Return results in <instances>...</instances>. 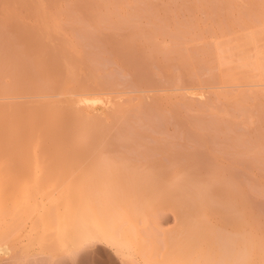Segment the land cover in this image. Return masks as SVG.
<instances>
[{"label":"rangeland","instance_id":"rangeland-1","mask_svg":"<svg viewBox=\"0 0 264 264\" xmlns=\"http://www.w3.org/2000/svg\"><path fill=\"white\" fill-rule=\"evenodd\" d=\"M241 28L245 31V36L250 35L249 33L253 31L255 34L256 31L259 36L256 34L254 36L253 33L251 36L257 43L258 41L260 44L264 42V0H231V3L229 0H0V46L2 49H7L4 54V51L0 49L3 51L0 55V76L5 75L2 76L3 79H0V158L9 159L6 168L15 167L16 164L11 159V154L5 151L7 146H5L7 142L5 139H8V134L16 133L18 129H21L18 130V133L22 132L21 135L19 134V138L20 136L21 138L18 140L22 142L21 139L26 138L25 133L29 132H25L28 128L30 129L31 125L29 124L35 123L30 122V116L26 120L27 117L22 115L26 116L27 110L32 109L31 116L32 113L36 116L37 112L43 117L39 112H44L47 107H51L53 111L50 121H56L54 122L56 125L53 124L56 127L52 131V123L49 127V120L47 123L46 120L43 122L45 126L42 128L43 136L45 137V132L48 135L43 137L44 140L41 139L43 140V149L45 146L47 147L46 151L44 150L46 153L42 152V155L47 159V165L46 163L45 165L48 169H51L52 172L55 171L54 173L62 180L73 174L74 170L72 169L76 167V164L80 169H84L83 166L87 165L88 161H93L92 155L97 157L96 164L104 162L106 159H113L118 155H127L126 159H123L122 156V160H120L121 156H118V161L113 159V162L114 160L123 162L133 158L134 162L126 163L129 164V167L132 166L131 170L134 164L136 169L134 168L132 171L137 170L136 172H138L144 169L142 172L150 176L149 179L152 176L156 178H152L154 185L152 182V186L147 184L152 192L156 188L158 192L159 188L164 187V180H167L168 176L174 175L175 180L182 185L180 187L176 182L174 183L176 186H173L176 193H180L179 196H182V190L185 191V188L193 186L192 184L196 185L193 186L194 188H198L200 184L199 189L204 194L208 191L207 195H213L212 199L214 197V200L219 197L220 200H218L221 202L224 198L226 203L224 200L222 202L224 204L231 203L229 207H235L233 204L237 205V203L233 201H238L241 196L242 203L240 202V204L244 209L241 213L238 212V216L242 217L243 211L246 213L245 220L243 218L239 220L245 225L240 223L239 226L243 227L224 228L227 230L223 229L226 234L221 230L222 237L243 233L250 240L253 239V242L257 241L258 243L259 240L263 245L264 76L261 73L263 78L255 77L254 79L253 72L245 69L247 65L244 66V69L241 67L243 72L241 70L242 74H240L239 66L235 65L240 63L239 50L235 51L236 49L232 48L235 52L233 53L231 47L234 46L232 44L243 41V39H239L241 36L245 37L240 35L244 33ZM251 28L255 30L252 31ZM40 37L45 39L41 40ZM37 38L39 44H43L42 46L47 49L38 45ZM43 42H46V45ZM48 42H50L49 45ZM217 45L220 48L219 51L218 48L215 49ZM12 46L15 50L18 48V52H20L19 50L25 52L23 55L20 52L19 55L12 49V53L9 50ZM261 46L259 47L264 51V45ZM221 47H224L226 52ZM225 47L228 50L230 48L229 52ZM38 48V53L41 52L37 53L39 56L42 57L41 54H45L42 59L46 54L49 57L46 61L45 58L42 61L48 62L47 60L51 58L49 60L51 62L48 63H51L52 66H56L53 65L54 61L55 64L60 63L56 67H52L55 71H52V68L48 71L49 74L51 71L56 74L55 77L51 76L52 79L43 74L49 70L48 67L45 69L42 66L44 68V70L41 69L44 71L42 72L34 66L38 68L34 69V73H39V71L41 73L36 75H39V78L35 77L32 80H35L36 83L49 81L48 87L50 89L53 87L51 93L48 87L46 88L48 90L41 92L42 94L38 92L40 89L38 91L34 89L35 92L18 90H14L16 91L14 92L10 88L11 91H9V86L12 87L15 81L21 83L22 79L13 77L10 79L11 75L7 74L6 70L8 68L6 60L11 61L13 57L10 59V55L13 56L14 53L18 54V58L26 60L27 53L31 52L30 54L33 55V52L35 54ZM217 51L218 53H216ZM37 54L34 56H38ZM222 54H225L227 59ZM24 55L25 57L22 58ZM219 55L220 57H216ZM15 57L16 55L13 59ZM56 58L58 60H55ZM217 58H220V61ZM30 59L32 57H29L28 60ZM235 59L236 61H234ZM262 59L264 58L262 57ZM37 61L39 59H36ZM218 61L224 62L222 66L221 63L219 66L225 73L233 71L232 68L238 69L233 74L239 78L232 79L231 73H227L232 80H228L229 76L227 75L225 77L227 79H224L225 73L221 74L223 72H221V67H217ZM34 62L32 59V65L35 64ZM227 62H229L227 64L229 68L226 65ZM232 63H234V67L230 66ZM263 65L264 63L262 66L260 65L262 69L259 68V71L263 70L262 72H264ZM250 67V65L247 66L248 69ZM255 68L257 70L255 72L260 74L256 66ZM219 74L223 76L221 79ZM41 75L47 79H42ZM89 78H94V81L92 79L89 81ZM95 79L98 83L95 82ZM13 80L15 81L13 82ZM91 84L95 87L99 84V88L94 89L92 86L94 90L90 91ZM61 85L63 90L60 89ZM75 85L79 89L80 87L84 88L83 91L87 95L97 98L96 102L90 106L91 108L87 105L73 104L75 105L74 109L72 105L71 109L67 108L62 113L61 104L57 100L62 94L63 96L67 95L70 89L75 90ZM85 86L89 87V90ZM3 87L7 88L6 91L4 90L5 92L2 90ZM65 88H68L67 91ZM79 91L76 89L71 95L76 97L86 94L83 91L79 93ZM70 93L73 92L70 90ZM47 101H50L49 106L46 105ZM56 108L61 113H58ZM19 110L20 112H18ZM81 110L84 112L83 116ZM16 112L20 114L17 116ZM77 114L78 116L74 117ZM20 116L24 117L23 121L26 123L22 121V126L10 129L17 126V122H15L17 119L22 120ZM97 120L100 121L97 126L102 123L98 126L101 127L100 129L95 125ZM89 125L91 129H89ZM46 126L48 129L50 128L51 133L47 131ZM89 130H91L92 136H90ZM90 158L92 160H89ZM134 159L140 160L143 164L139 163L138 167L144 166V168L136 167L138 161ZM144 160L150 165H156L152 167L155 172L151 166H148L149 163H144ZM172 163L178 164L173 165L172 168ZM180 163L182 168L185 164L188 166H184L183 170L180 168ZM103 164H98V166L101 165L100 168L97 165L95 167L87 165L86 172L89 175L86 184L93 182L94 186L100 185L101 171L110 165L109 163L106 164L107 166ZM70 165L71 167L74 165L72 169ZM77 167L76 169L79 168ZM174 168L176 171L172 174L170 169L175 170ZM189 168L192 170L190 171ZM149 171L152 174H148ZM178 177L180 178L178 179ZM184 179L185 182H181ZM204 184L207 185L205 189L203 188L206 187ZM183 185H185L184 188H182ZM233 186L234 188L236 186L235 191L234 188L229 189ZM188 189L190 190V188ZM224 189H226L225 192L230 193L227 199ZM168 190L164 191L162 188V191L167 194L163 193L159 197L163 196L165 200L169 198V196L165 197L169 195ZM220 190L226 195L225 197L220 196V193L222 194ZM157 192H155L156 195L162 194ZM171 192L173 196L175 191L171 190ZM182 197L181 200H183ZM176 198L171 197L166 201H163L162 197L155 199L156 203L153 209L156 207V210H151L153 211L151 214L154 217L153 220L159 224V227L157 225L159 230H156L158 232L154 233L158 238L163 237L165 233V235H170V232L176 234L171 227L176 228L177 224L175 223H179V214L174 215L173 209L167 206L171 199H174L175 202H172L173 204L170 202V206L173 207L174 203L177 204L178 199ZM187 199L185 202L178 201L186 203ZM45 203L48 202L45 200ZM182 203H179L180 206H185ZM237 206L235 208H239L240 205ZM82 208L85 212H89L91 209L86 204ZM87 212L86 214H88ZM35 215L32 214L30 217L37 218ZM176 215L178 219L175 221ZM223 215V213H218L211 222L219 224ZM68 222L64 217H54L53 220L47 217L36 222L35 226L27 224V226H15L11 231L0 230V264H144L138 255L130 259L121 250L103 242L94 235L82 243L71 245L72 249H69L71 252L68 253L65 246H61L59 237L56 235L58 228L62 230V228L71 226V220ZM86 226L92 230V233L96 228L92 220ZM168 228H171L172 231ZM240 228H244V230ZM162 229L165 230L163 236L160 232ZM187 231L182 233L188 238L193 231ZM186 232L189 233L186 234L187 236L184 234ZM158 233L161 234V237L157 236ZM194 240L189 241L188 239L186 242L183 241L184 244L181 243L182 245L177 251L181 252L183 258L179 264H227L223 254L226 248L222 245L224 243L215 245L202 242L197 244V241ZM262 251L264 252V248ZM259 256L255 257L260 259ZM258 259L254 263L258 264ZM263 263L261 262V264Z\"/></svg>","mask_w":264,"mask_h":264},{"label":"bare ground","instance_id":"bare-ground-1","mask_svg":"<svg viewBox=\"0 0 264 264\" xmlns=\"http://www.w3.org/2000/svg\"><path fill=\"white\" fill-rule=\"evenodd\" d=\"M229 2L231 3V0H229ZM251 29L253 31L256 28L255 29L251 28ZM261 30H263V29H261ZM241 31H243L242 28H241ZM259 31H260V29H259ZM243 32L244 33H242L240 35L245 36V31H243ZM247 33L248 32L246 31V34ZM251 33H253L252 35H254V36H255V34H256V36H259L256 33V31H255V34L253 31V32L249 33L250 35L247 34V36H245L244 38L241 36V38H239V39L240 40L243 39V41L241 40V43L239 42L240 44L236 41L237 42L236 44H232L234 46L231 47V45H229V44L228 45H229V47H231V50L233 53H235V52L233 51L232 48H235L236 49V50L234 49L235 51H237V49L239 50V56L240 57H238V59L240 58V60H239L240 63L238 62L239 64H237V63L235 64V65L239 66V70H240L239 72H241V70L243 72V69L245 68L244 66L250 65L252 67V68L250 67L251 69L250 68L248 69L247 66L245 69L250 70V72L252 71L253 77L255 79V77L261 78L262 74L264 76V72H262L263 70L259 71V68L262 69L261 66L264 63V62H262V60H264V59H262V57L264 58V51L261 48L262 47L261 45H264V42L260 41L261 42V44H260L258 41V43L260 44L259 45L257 43V41L255 40V38L253 36H251ZM43 38L44 37H42L41 40L45 39V38L44 39ZM48 40L52 43V41L49 38H48ZM259 40H260V38H259ZM46 42L45 43L43 42L44 45H46ZM50 42H48V45ZM230 42H232V41H230ZM230 42H228V43H230ZM38 45L39 46L43 45L41 43L39 44V39H38ZM221 45H223V44H221ZM258 45L261 47H259ZM235 46H237V47H235ZM42 47H44V46H42ZM226 47H228L227 44H226ZM7 48H10V47H7ZM44 48L47 49L46 47H44ZM216 48H218V45H217V47H215V49ZM0 49H2L1 46H0ZM12 49H13V52L18 53V54L20 52H22L21 55H23V53L25 52L24 50L23 51L19 50L20 52H18L17 51L18 48H16V50H15V48H13V46L9 50L12 52ZM221 49L225 50L224 47H221ZM2 50L4 52L0 50L1 51L0 55H2V52L4 54L7 51V49H2ZM38 50H39V48L37 49V52H35V54L33 52V55L30 54L31 52L29 53L27 51L30 55H32V56H30L27 53V55L29 57H32L33 62H34L35 58L37 60L39 59V61H40V62L39 61L36 62V59H35V62H34L35 64H33V65H32V59L28 60L29 57L27 58L26 53H25L26 57H25V55L22 57V58L25 57L26 60L18 58L17 57L18 54H15V53L13 56L10 55V59H11V57L14 58V56L16 55V57H15V59L17 58L16 60L12 58L11 61H7L5 59L6 64H7L6 67H8L6 69L7 74L9 73V75H11L10 79H12V77L15 79H22L21 83L13 80V82L15 81V83L12 84L13 85L12 87L9 86V91H11V90L17 91L18 90V91H22V92H24V91L25 92L26 91L35 92L34 89H37L36 91H38L40 89L41 91L39 90L38 92L41 93V92H44L45 90L50 89L48 87L49 81L47 82V80H46L47 78H45V76L43 77L42 75L46 74V77L47 76L53 77V75H54V77H55L56 74H53V72H52L53 70L55 71V69H53V68L56 67L60 63L55 64L54 63L55 61L53 60L54 61L53 65H56V66H52L51 63L50 64L48 63V62H51V61H49L51 58L49 60H47L48 62L42 61L44 58H45L44 60L46 61L48 54H46V56L42 59V57L45 54L44 55L41 54L42 57L39 56L38 54H40L41 52L38 53L39 52ZM42 50H43V48H42ZM219 50H220V48H218V51ZM229 50H230V48H229ZM229 50H228V52H229ZM218 51L216 53H218ZM45 52H46V50H45ZM225 52H226V50H225ZM231 53H230V55H231ZM36 54L38 56H34ZM227 54H229V53H227ZM59 55H61V54L59 53ZM223 55H225V54H222V56ZM236 55H238L237 52H236ZM236 55H234V56L236 57ZM37 57H39V58H37ZM54 57H55V55H54ZM216 57H220V55L216 56ZM227 57H228V55H227ZM232 57H231V59H232ZM7 58H8V56H7ZM60 58H62V57L60 56ZM224 58H226V55ZM222 59H223V57H222ZM231 59H230V61H231ZM55 60H58V59L56 58ZM260 60H261V62H260ZM234 61H236V59ZM258 62H260V64H258ZM220 63H221V66H222V63L224 64V62H219L218 66H217L218 68L221 67V66H219ZM228 63L229 62H227L226 65ZM50 65H51V67H50ZM231 65H233V67L235 66L234 63L230 64V66ZM34 66L38 67L39 70H41V69L44 70L45 67H48L47 69H49V70H46L45 72L41 70L42 72H44L41 75V77H43L42 79L45 78L46 81L45 80H44L45 82L41 81L40 82L41 84L37 82L39 85L36 83L35 80H32V78H35V77L39 78V75L38 76H36V75L41 73V71L38 70L39 73L35 72L36 73L35 74L34 69L37 70L38 68H35ZM228 66L229 65H227V67ZM255 66L257 67L260 74L256 73L257 70H256V68L254 69ZM0 67H1V65H0ZM241 67H243V69ZM3 68H5V67H3ZM51 68H52V71H51V74H49L48 71H50ZM228 68H227V70H228ZM253 69H254V71H253ZM227 70H225V71L227 72ZM232 70L233 71L229 72V73H231L230 76L232 77V79L233 78H235V79L239 78V77H235L234 76L235 74H233V72L234 71L237 72L238 69L235 70V68H232ZM221 72H223V68H222ZM242 72L240 74H242ZM224 73L225 72H223L221 74H224ZM227 73H225L223 75L224 77L219 74L220 75L219 78L221 79L223 77L224 79H227V78H225ZM1 74H2V72H1ZM232 74H233V76H232ZM3 75L4 74H2V76ZM236 75L238 76V73H236ZM2 76H0V79L4 78ZM227 76H229V75H227ZM230 76L228 77L229 78L228 80H232V79H230L231 78ZM52 77H51V79H52ZM241 77H243V76H241ZM248 78H249V76H248ZM91 79L93 80L94 78H91ZM91 79L89 78V81H91ZM31 81H33L35 83H33ZM95 82H97L96 79H95ZM75 83L78 86L77 82H75ZM92 83H94V82H92ZM60 84H58V85L60 86ZM62 84H64V83H62ZM71 85H73V84H71ZM76 85H75V87H76ZM89 85H90V82H89ZM59 86H56V87L59 88ZM79 86H81V85H79ZM92 86H94V85L91 84V90L90 91L94 90L95 88H99L98 87L99 84L96 85L97 87L94 86V89L92 88ZM47 87H48V89H46ZM10 88H11V90H10ZM52 88L53 87H51V89ZM63 88H64V85H63ZM81 88L82 87H80V89H79V87H76L74 89L75 90L77 89V91L80 90L79 91V93H80L81 91L84 90V88H82V90H81ZM85 88L87 90H89L88 89L89 87L85 86ZM6 89H5V87L2 88L3 91L4 90L6 91ZM51 89L49 90V92L51 91ZM60 89H62V85H61ZM67 89L65 91H67ZM70 90L73 93L69 94ZM70 90L68 91V93L66 92L67 95H64V96H63L62 92H59L62 94V96H60V98H58L59 100H57V101L61 104L60 110L62 111V113H63V111H66L67 108L71 109V106L73 104L82 105V106L87 105L88 107H90V106H92V104H94V102H96L97 98L91 97L90 95H87V93L85 91H83V92H85L86 94L73 97V95H71V94H74L75 90H72V89H70ZM16 91H14V92H16ZM7 93H9V92L7 91ZM92 95H94V94H92ZM97 101H99V100H97ZM46 103H47L46 104L47 106L50 105V101H47ZM75 105L72 106L73 109H74ZM46 109L44 112H39L43 115V117L38 115L37 112H36V116L33 115V113L31 116L30 113L32 112V109H29V111L27 110L26 116L21 114L22 116L27 117L26 120H28V116H30L31 117V118L29 117L30 122L31 121L35 122L34 124L28 123L31 126H30V129L28 128L27 131L25 130V132H28V131L29 132L25 133L26 138L24 137L25 138L24 140L21 139L23 143L21 141L19 142V140H18L19 134L21 135V133H22V132L18 133V130H21V129H18L17 132L15 131L16 133H12V134L10 133V131H11L10 130L9 131L10 134H8V136H7L8 139H5V142L7 141L6 143H8V144L5 143V146L7 145L5 147V151H7L11 154V156H12L11 159L16 164L14 166L15 167L17 166V167L16 168L12 167L11 169L6 168V163L8 162L9 159L8 158H0V230H2L3 232H4V230L5 231H11L12 228L15 226H27V224L29 226H35L36 222L41 221V219L43 220L44 218H47V217L52 219V220L54 219V217H57V218L64 217L67 222H68V220H71L72 224H71V226H69V228L65 227L64 229L62 228V230H61V228H58L56 235H57V237H59L58 238L59 243H61V246H65V250L68 251V253L71 252V250L69 251V249H72L71 245H76V244L82 243L94 235L95 237H98L103 242L108 243L109 245L115 246V248H117L118 250H121V252L126 257H129L130 259L133 256L138 255V257L142 260V262L144 264H179L180 260H182V258H183L181 252L177 251V250H179L180 245L184 244V242H186L188 239H189V241L191 239L192 240L195 239L197 241V244H200L202 242L208 243V244H215V245L224 243L222 245H224L226 248L224 249L223 254L225 256V260H226L227 264H257V263H254L255 260L258 259L255 256H259V255H260L259 256L260 259H258L259 263L261 264V262H264V257H263L264 252L262 251V249L264 248L263 247L264 241H263V245H262V242L260 244L258 238H257L258 243H257V241L253 242L252 238H251L252 240H250L249 238H247L246 235H243V233H240L242 235H240L238 233L239 235H236V234H235V236L234 235L233 236L224 235V237H222V234L225 232L224 230H227L224 228H228V227L232 228L233 227L232 229H234V228L240 227L241 225H245L242 223V221L239 222V220L241 218L244 219L246 213H244V211H243L244 217H243V215H242V217L238 216L239 215L238 212L241 213L242 210L244 209V208H242V204H240V202H241L240 199L242 198L241 196L239 199L237 198L238 201H235V200L233 201L234 203L236 202L237 205L239 204L241 206V207L239 206L240 209L235 208L237 206L236 204H233L235 207H229V204L231 205V203L224 204L222 202L224 200V198L221 202L219 201L220 200L219 197H217V200H214V197L212 199L213 195L212 196L209 194L207 195L208 191L204 190V191H206V193L204 194V192L199 189V186H201L200 184L198 185V188H194L196 185L192 184L194 186V187L191 186L193 188V190L194 189L195 190L197 189V190L193 191V190H191L192 189L191 187H186L187 189L185 188V191L182 190L181 191L182 196H184L186 199L188 198L187 199L188 201L186 203H182L180 201L185 202L186 199L180 195L183 198V200H181V197L179 196L180 193L179 194H178V192L176 193L175 188H173L174 185L176 186V184H174V183H176L178 181L175 180L174 175H172V177L168 176V179L164 180L165 184H163V186L164 187L166 186V187L165 188L162 187L164 191L169 189L167 191L169 193V195H167L165 197L169 196V198L174 197V199H175L178 196L176 199H178L180 201L177 200L176 201L177 204L174 203L173 207H172V205L170 206L169 204H171L172 202H175V201H173L174 199L173 200L171 199L172 201L170 200L171 203L169 201H167V202H169V204L167 202H165V203L168 204L167 206H169L170 209L171 208L173 209L174 215L177 213L179 214V217H178L179 219L177 218V215L175 218V221L178 219L179 223H177V222L175 223V224H177L176 228L174 226H173L174 228L171 227L172 229L175 230L176 234H173L172 232H170L171 233L170 235H165L166 234L165 233L163 236V233L165 230L162 229V231H160V232H161L163 237H161L160 236L161 234L158 233L157 236L161 237V238H158V237H156L155 234L158 232V231L156 232V230L157 229L159 230V228H158L159 224L156 223L155 220H153L154 217L151 214V212H153V211H151V210H154V209L156 210V207L153 209L154 204L156 203L155 199H157V198L160 199L161 197L163 199L164 197L163 196L159 197V195H163V193L166 195L167 193L162 191V188L160 189L158 186H157L159 188L158 192H160L162 194H159L157 192V190H158L157 188L154 189V191H153L154 193L152 192V189L149 188L148 185H151L152 183L154 185V182H152V180H153L152 178H155V177L152 176L149 179L150 176H148V175H146V173L142 172V171H144V169H142V171H138V172H136L137 170L132 171L135 168L134 164H133V169L131 170L132 166L130 165V167H129L128 166L129 164L127 165L126 163L127 162L129 163V161H133V158H132V160L129 159L128 161L125 160L123 162H120V161L115 162V161L119 158L118 156H121L120 160H122V156H123V159H126L127 155L122 154V155L116 156L115 158H113V159H116V160H114V162H113V159H111V158H110L111 161L109 159H108L109 160L108 161L106 158H103V159H106L107 165H108V163L110 164V165H108L109 166L108 168L106 167L107 165L105 164L106 161L98 162V164L104 163L106 165L105 167L107 168V170L105 168V169H103L104 171H101L102 173L100 174V177H99V182H100L99 186H97V185L94 186L93 182H92L93 184L92 183L86 184V179L88 178V175H89L86 172L88 169L87 165L88 166L90 165L91 167H93V166L95 167L96 165L98 166V164H96L98 161L97 157L93 156V155H92V157L94 158L93 161L96 160L94 162L96 165L93 164V161H91L92 164H90L91 163L90 161H88V162L84 161V162H87V165L83 166L85 170L80 169L78 164H76V167L77 166L79 167V168L77 167L78 169H76V167L74 169H72V167L74 165H72V167L70 165V168L72 170H74L72 172L73 174L64 180H62V178H59V176H57L54 173L55 172L54 170H53L54 172H52L51 169L50 170L48 169V167L46 166L47 165V159H45L44 156L42 155V152L46 153L45 149H47L46 146H45V149H43L44 147H42V145H43L42 142H43L44 138L48 135L45 132V137L43 136V132H44L42 130V128L44 126L43 122H45V120H46V123H47L48 120L50 121L52 119V111H53V109L51 107H47ZM56 109H57L56 111L59 113L60 112L59 109L58 108H56ZM80 109H79V111H80ZM18 112H20V110ZM33 112H35V111H33ZM81 112H82V116H83L84 112L82 110H81ZM23 113H24V111H23ZM19 114H17V112H16L17 116ZM79 114H80V112H79ZM77 116H78V114L74 117H77ZM24 117H21L22 120L17 119L15 121V122H17L16 123L17 126L12 125L15 127L10 128V129H14V128L17 129L18 126L19 127L22 126L21 122L23 121ZM88 117H89V114H88ZM92 118L94 119L95 117H92ZM15 119H16V116H15ZM37 119H38V121H37ZM83 119L85 121V118H83ZM91 120L92 119H90V121ZM41 121H42V123H41ZM90 121H88V122H90ZM23 122L26 123V121H23ZM54 122H56V121H54ZM54 122L52 120L48 124V126L51 127L50 124L52 123L53 128L51 127V130L52 129L54 130L56 127V126L54 127V125H56ZM95 122H93V123H95ZM98 122H100V121L97 120V122L95 124L96 126H97ZM93 123H92V125H93ZM57 125H58V123H57ZM95 125H93V126H95ZM99 125H102V123L101 124L99 123ZM98 126H97V128L100 129L101 127L99 128ZM90 127L91 126L89 125V129H91ZM44 128H45V126H44ZM46 128L48 129L47 126H46ZM93 129H92V132H93ZM12 131H14V130H12ZM47 131L50 132V128ZM90 131L91 130H89V134H91L90 136H92V133H90ZM94 132L97 133L98 131L94 130ZM26 134H28V135H26ZM20 138H21V136H20ZM42 138H43V140H41ZM20 143H22L21 146H20ZM53 147H54V145H53ZM48 151L50 152L52 150H48ZM79 155H80V153H79ZM80 157L82 158L81 155H80ZM87 157H90V156H87ZM128 158H129V156H128ZM100 159H102V158H100ZM100 159H99V161H100ZM89 160H92V159L90 158ZM145 160H146V158H145ZM135 161H138V160H135ZM147 161H148V159H147ZM111 162H113V163H111ZM150 162L153 164L152 161H150ZM45 163H46V165H45ZM139 163H142V162H140V160H139L137 164L135 163L136 167H138ZM144 163L148 164L149 162L147 163L145 161ZM79 164H81V163H79ZM124 164H126V165H124ZM130 164H132V163H130ZM175 164L177 165L178 163H174V164L172 163V168H173V165H175ZM81 165H83V164H81ZM179 165H180V168H182L181 163ZM99 166H101V165H99ZM99 166H98V168H100ZM148 166H151V168H152L153 166H156V165H150V163H149ZM184 166H188V165L185 164ZM184 166H183V168H184ZM17 168H19V169H17ZM138 168H144V166L138 167ZM148 168H150V167H148ZM170 168H171V166H170ZM145 169H147V168H145ZM152 169H149V170H152ZM189 169H190V171L192 170V168H189ZM139 170H141V169H139ZM171 170L172 169H170L171 173L172 172L174 173V171H176V169L172 170V171ZM183 170H181V171H183ZM177 171L180 172L179 170H177ZM153 172H155L154 169H153ZM149 173H151V172L149 171L148 174ZM175 173H177V172H175ZM154 176H155V173H154ZM186 176H187V173H186ZM194 176H196V175L194 174ZM184 177H185V175H184ZM179 178L180 177H178V179ZM187 178H188V176H187ZM155 179H154V181L156 182ZM191 180H192V178H191ZM148 181L150 182V184ZM181 182H185V179H184V181H181ZM178 185H180L179 182H178ZM186 185H189V184L186 183ZM207 185H208V183H207ZM207 185L204 184V186H206V187H203V186L202 187L205 189V188H207ZM181 186L182 185H180V187ZM180 187H178L179 190H180ZM184 187H185V185H183L182 188H184ZM202 187H200V188H202ZM148 188L150 189V191L148 190ZM170 188L172 191H175L173 193V196L171 195L172 192L170 193V191H171ZM188 188H190V190ZM233 188H234V186L231 188L229 187L230 190ZM211 189L212 188L210 187V190ZM235 189H236V186L233 190L235 191ZM223 191L225 192L226 189H224ZM223 191L220 190V192H222V194L220 192H218V193H220V196L223 195L224 197L227 195V197H225L227 199L229 197L230 193H227L228 192L227 191L224 193L226 195H224ZM155 192H157L158 195H156ZM229 192H231V191H229ZM151 193H153V194H151ZM176 194H178V195L176 196ZM153 196H155V197H153ZM179 197H180V199H179ZM234 197L236 199V196H234ZM169 198H166V200ZM45 200L49 204L45 203ZM164 200L165 199H163V201ZM224 201L226 203V200H224ZM178 202L182 203L183 205L185 204V206H180L181 204H179ZM159 203H160V201H159ZM85 204L89 205L91 207V209H89V212L86 211L88 214H86L85 210L82 208V206H84ZM177 206L179 207V209H177L178 208ZM244 206H245V204H244ZM183 207H185V208H183ZM174 208H176V210H174ZM154 212L156 213V211H154ZM245 212H246V210H245ZM218 213H223L225 216L223 215V219L221 218L220 223L216 225L214 222H211V220L215 215L217 216ZM32 214H36L37 218L35 217L36 219L35 218L32 219L30 217V215H32ZM220 217H221V215H220ZM220 217H219V219H220ZM215 218H214V220H215ZM91 220L96 225V228L94 229L93 233H92V230L86 226V224ZM216 222H218V221H216ZM240 223H241V225L239 226ZM157 225H158V227H157ZM241 227H243V226H241ZM171 228H168V229L170 231H172ZM242 229L244 230V228H242ZM166 230H167V228H166ZM185 230H188L187 232L193 231L191 233L192 235L190 234V236H188V238L183 236L182 232L183 231L185 232ZM221 230L223 233L221 232ZM219 231H220V233H219ZM187 232L184 234L188 235L189 233H187ZM224 234H226V233H224ZM189 237L190 238L192 237V238L190 239ZM184 238H186V239H184ZM260 245H262V246H260ZM123 248H125V249H123ZM52 255H53V253H52Z\"/></svg>","mask_w":264,"mask_h":264}]
</instances>
